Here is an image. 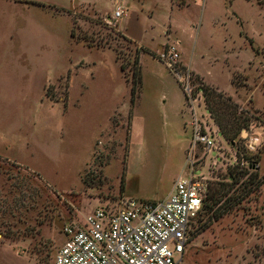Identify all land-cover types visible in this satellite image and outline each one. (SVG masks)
I'll use <instances>...</instances> for the list:
<instances>
[{
	"label": "rangeland",
	"instance_id": "obj_1",
	"mask_svg": "<svg viewBox=\"0 0 264 264\" xmlns=\"http://www.w3.org/2000/svg\"><path fill=\"white\" fill-rule=\"evenodd\" d=\"M182 2L148 0L149 24L126 25L128 38L89 6L60 8L71 0H0V264H53L65 225L124 198H166L188 172L194 114L217 130L206 87L248 121L234 144L218 126L220 154L198 168L209 191L230 190L221 203L245 199L191 236L184 262L264 264V185L245 195L259 167L264 178V0ZM171 46L194 69L181 63L192 99L160 60Z\"/></svg>",
	"mask_w": 264,
	"mask_h": 264
},
{
	"label": "built area",
	"instance_id": "obj_2",
	"mask_svg": "<svg viewBox=\"0 0 264 264\" xmlns=\"http://www.w3.org/2000/svg\"><path fill=\"white\" fill-rule=\"evenodd\" d=\"M123 15L122 6H118L107 21L116 23ZM159 57L192 99V75L182 69L177 48L171 46ZM209 119L213 121L211 116L194 114L186 158L188 172L175 180L166 198H124L115 206L98 208L82 222L65 225L66 240L53 264H185L191 231L209 191L198 161L207 153L208 157L220 154L217 143L221 132L217 125L213 124L217 130L209 125ZM258 139L252 137L248 147L256 150ZM218 160L217 155L214 164Z\"/></svg>",
	"mask_w": 264,
	"mask_h": 264
},
{
	"label": "trees",
	"instance_id": "obj_3",
	"mask_svg": "<svg viewBox=\"0 0 264 264\" xmlns=\"http://www.w3.org/2000/svg\"><path fill=\"white\" fill-rule=\"evenodd\" d=\"M73 35V34H72ZM124 37V36H122ZM138 57L135 58V63H138ZM140 59V58H139ZM124 69V67H123ZM136 72H134V80L132 86V103H135L137 95H138V84H140V78L136 76ZM140 77V75H139ZM234 84V82H233ZM235 85V84H234ZM204 94L206 96V102L208 107V112L216 119L218 126L221 129L224 137L231 143L234 144L236 139L240 135V131L242 129V124L247 122L248 120H242L241 117H237V111L240 109V106L234 102L232 96H227L223 92H219L214 88L206 87L204 89ZM260 167L256 170L252 175V184L255 181V190H249L245 195L251 194L254 191L258 192L264 185V178H259ZM246 172H232L230 174V178L232 180V184L236 185L241 181L242 176H244ZM124 181V180H123ZM123 183V182H122ZM124 186V185H123ZM232 189V187H231ZM230 191V190H229ZM224 188V191L221 189L210 190L208 195L203 203L202 210L198 216L201 217L202 213L205 212V216L207 219L203 226H198L195 228L193 226V230L191 231V236L193 237L196 231L203 228V231L212 226L214 223L220 221L227 214L232 212L235 209L236 205H239L242 200H244V196H229L227 200L221 203L224 198L228 195V192ZM242 194L239 195H243ZM234 197V198H233ZM197 218V220H198ZM200 221V220H199Z\"/></svg>",
	"mask_w": 264,
	"mask_h": 264
},
{
	"label": "crops",
	"instance_id": "obj_4",
	"mask_svg": "<svg viewBox=\"0 0 264 264\" xmlns=\"http://www.w3.org/2000/svg\"><path fill=\"white\" fill-rule=\"evenodd\" d=\"M147 2L148 0H71L72 4L70 6L60 8H75L79 5H86L90 7V9L96 16H105L107 18L114 14L118 6H122L124 15L117 21V27L119 31L124 34L123 29L126 25L128 26L132 25V23H137L139 27L143 28L144 26L149 24L151 17H146L144 14V11L148 10V8L145 9ZM176 3L177 0H170L172 9L173 7L177 6ZM186 4V0H183V2L179 6H185ZM125 36L128 37L127 34ZM181 60L184 65L194 70L191 64L184 58L183 55L181 56Z\"/></svg>",
	"mask_w": 264,
	"mask_h": 264
}]
</instances>
